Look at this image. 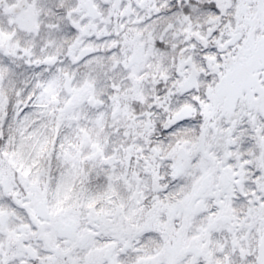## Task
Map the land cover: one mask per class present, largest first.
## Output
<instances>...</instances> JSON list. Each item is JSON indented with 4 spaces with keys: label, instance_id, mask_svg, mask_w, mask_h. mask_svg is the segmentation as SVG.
Masks as SVG:
<instances>
[{
    "label": "snow or ice",
    "instance_id": "obj_1",
    "mask_svg": "<svg viewBox=\"0 0 264 264\" xmlns=\"http://www.w3.org/2000/svg\"><path fill=\"white\" fill-rule=\"evenodd\" d=\"M0 264H264V0H0Z\"/></svg>",
    "mask_w": 264,
    "mask_h": 264
}]
</instances>
